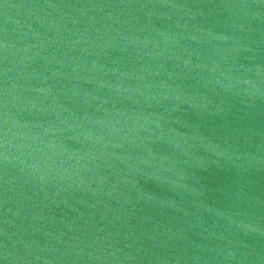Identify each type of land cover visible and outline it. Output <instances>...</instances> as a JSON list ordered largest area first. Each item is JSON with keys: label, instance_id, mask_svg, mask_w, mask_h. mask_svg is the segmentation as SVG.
Returning a JSON list of instances; mask_svg holds the SVG:
<instances>
[{"label": "water", "instance_id": "obj_1", "mask_svg": "<svg viewBox=\"0 0 264 264\" xmlns=\"http://www.w3.org/2000/svg\"><path fill=\"white\" fill-rule=\"evenodd\" d=\"M0 264H264V0H0Z\"/></svg>", "mask_w": 264, "mask_h": 264}]
</instances>
